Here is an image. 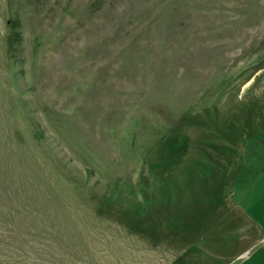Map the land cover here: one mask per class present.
<instances>
[{
	"label": "rangeland",
	"instance_id": "1",
	"mask_svg": "<svg viewBox=\"0 0 264 264\" xmlns=\"http://www.w3.org/2000/svg\"><path fill=\"white\" fill-rule=\"evenodd\" d=\"M263 153L264 0H0V264H204Z\"/></svg>",
	"mask_w": 264,
	"mask_h": 264
},
{
	"label": "crops",
	"instance_id": "2",
	"mask_svg": "<svg viewBox=\"0 0 264 264\" xmlns=\"http://www.w3.org/2000/svg\"><path fill=\"white\" fill-rule=\"evenodd\" d=\"M257 160L261 161V172L257 173L251 183L244 176L243 186H241L243 191L237 199L239 207L233 213L231 212L230 216L228 215L229 217H226L228 220L224 221L229 226L227 230L235 229L240 234L244 226L246 227V223H248L254 227L257 237L255 240L250 237V241H247L243 236L247 233H242L234 238L239 239L236 240V245L231 246V249L224 253L222 249L218 250L216 247L212 248L210 246V241L216 237L212 234L213 232H208L204 237L207 243L204 241V243H200V245L190 250L192 254L201 255L211 260H206L204 264H264V153L258 154ZM222 231L225 233L224 230ZM216 233L222 235L219 231ZM225 236L230 238V236ZM201 245L206 247L205 251L200 248ZM201 256L196 261H199ZM216 258H218L217 263H215Z\"/></svg>",
	"mask_w": 264,
	"mask_h": 264
}]
</instances>
